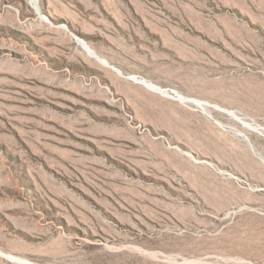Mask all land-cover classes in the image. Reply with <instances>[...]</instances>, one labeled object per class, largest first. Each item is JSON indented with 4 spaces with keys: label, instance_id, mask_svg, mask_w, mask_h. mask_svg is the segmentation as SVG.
<instances>
[{
    "label": "rangeland",
    "instance_id": "obj_1",
    "mask_svg": "<svg viewBox=\"0 0 264 264\" xmlns=\"http://www.w3.org/2000/svg\"><path fill=\"white\" fill-rule=\"evenodd\" d=\"M0 264H264V0H0Z\"/></svg>",
    "mask_w": 264,
    "mask_h": 264
},
{
    "label": "bare ground",
    "instance_id": "obj_2",
    "mask_svg": "<svg viewBox=\"0 0 264 264\" xmlns=\"http://www.w3.org/2000/svg\"><path fill=\"white\" fill-rule=\"evenodd\" d=\"M89 52H90V51H89ZM96 58H97V59L99 60V62L102 63L104 66L109 67V68H112V69H113L114 71H116L118 74H121V72H120L118 69H116V68L110 66V65L108 64V62L105 61L104 59H101V58H99L98 56H97Z\"/></svg>",
    "mask_w": 264,
    "mask_h": 264
}]
</instances>
